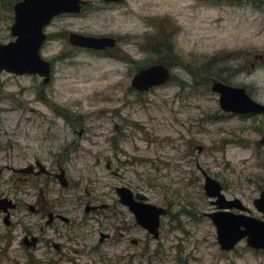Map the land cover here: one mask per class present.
I'll list each match as a JSON object with an SVG mask.
<instances>
[{"label":"rangeland","instance_id":"374dc122","mask_svg":"<svg viewBox=\"0 0 264 264\" xmlns=\"http://www.w3.org/2000/svg\"><path fill=\"white\" fill-rule=\"evenodd\" d=\"M19 1L0 0V45L13 41V7ZM128 1L129 17L124 12L115 18L95 12L84 15L81 23L94 31L105 25L119 34H138L143 29L138 26L143 9L147 18L157 14L177 17L179 27H166L178 31L172 57L187 64L192 57L220 55L225 68L240 71L231 83L247 88L254 101L264 105V0H210L201 8L197 0ZM213 1L218 2L216 7ZM190 15H200L208 27H187ZM75 23L70 18H56L48 33L62 35V27ZM146 29L150 33V27ZM61 54V39L48 44L41 53L52 66L53 82L48 87L37 77L10 80L0 75V145L5 152L0 154L40 152L53 167L62 157V143L51 141L49 148L46 139L62 135L69 151L79 148L74 150L81 156L90 152L102 163L94 167L95 160L85 158L72 165L68 179L78 185L77 194L84 202L88 198L84 189L100 196L107 194L106 186L117 183L104 167L107 160L113 161L106 141L115 137L120 152L115 155L126 163L123 176L134 185H142L152 204L172 203L170 214L178 220L179 231L164 239V250L158 255L150 251L129 259L110 251L112 246L106 244L100 247L99 258L109 257V264H264V255L250 250L244 242L231 253L220 251L215 229L205 216L214 208L204 195V180L198 170L220 183L226 199H238L252 209L264 189V147L260 145L264 116L243 119L222 112L219 97L211 92L204 75L188 79L192 89L187 93L180 90L178 82L186 79L178 73L176 84L173 81L140 95L128 91L130 84L115 65L87 56L63 61ZM256 57L263 61L257 63ZM52 105L61 107L62 123H56ZM55 123L56 128L51 126ZM8 179L9 174H4L2 180ZM49 201L51 209L60 208L62 191L55 182L50 186ZM77 209L83 215L81 204ZM14 215H22L24 223L33 224L25 210ZM8 234L0 219V264H23L26 255L20 250L19 230L12 232L11 241ZM33 235L62 243L52 231ZM97 240L94 234L89 244L98 246ZM44 263L62 264V256L51 253L45 262L36 261ZM96 264L102 263L99 260Z\"/></svg>","mask_w":264,"mask_h":264},{"label":"flooded vegetation","instance_id":"af4514ba","mask_svg":"<svg viewBox=\"0 0 264 264\" xmlns=\"http://www.w3.org/2000/svg\"><path fill=\"white\" fill-rule=\"evenodd\" d=\"M80 1L83 2V5L78 14L59 16L77 21L75 24L62 27V35L48 33L51 23L45 28L44 35L46 36V42L41 48V53L48 44L61 39V60L68 61L73 56H75L74 59L80 56H87L100 62L113 64L122 70L124 73L123 77L121 76L122 72H118V74L120 73L121 78L127 80L130 84L128 91L134 94L146 95L158 89L154 88L150 89L149 92L141 93L134 90L131 87V83L141 71L152 66H162L171 73V80L167 84L173 81L176 84L180 78L178 73L185 76L186 80L178 82L180 90L183 93H187L192 89L188 79L191 80L196 75H204L207 78L205 82L211 92L214 83H219L230 88L245 90L246 95L254 101L247 88L231 83L236 79L237 73H240V71H237L235 68H225L223 66L224 61L220 55H214L210 58L204 57L202 59L192 57L187 64L178 60L177 57H172L174 39L177 37L178 31L166 27H179L177 17L173 19L169 17L162 18L161 15L157 14L147 18L145 9L141 8L143 9L142 13L139 14L141 25L138 26L143 29L138 34L130 32L119 34V32H114L105 25L94 31L92 27H84L82 25L81 21L84 15L98 12L100 14H110L112 18H115L120 12H124L123 14L129 17L131 13L129 9L130 3L128 0ZM209 1L197 0V4L201 8L203 3ZM213 3L216 7L218 2L213 1ZM232 4L235 5L236 1ZM146 27H150V33H147ZM187 27L208 26L202 24L200 15H190ZM72 36L84 39H109L112 43L102 50L85 49L73 46L71 43ZM255 59L257 63L263 61V58L256 57ZM50 67L52 72L51 64ZM251 69H256L255 64H251ZM0 75L9 76L10 80L30 77H19L6 72H2ZM226 76H228L229 80H225L224 77ZM37 78L42 82L44 87H48L53 82L52 74H50V80L47 84H44L43 79ZM51 109L56 123H62L61 107L52 105ZM225 114L243 119L264 116V113L246 115ZM56 123L51 126L56 128ZM82 133L83 130L78 134L79 139H82ZM51 141L53 143H62V157L59 158V162L55 163L53 167L47 164L46 158L42 157L40 152L36 155H30L26 150L7 156L0 154V219L4 229L9 233L8 241L12 239V232L19 230V236H21L19 240L20 250L26 255V261L23 264H36L37 260H42L43 263L49 259L51 253L61 255L62 264H96L99 260L102 264H109L111 263L109 257L99 258V249L106 244L112 246L113 249H110V251L117 252L118 256H127L129 259L132 256L143 257L150 253V251H156V255L160 254L164 250V239L168 235L179 231L177 218L170 214L173 205L172 203L169 205L152 204L142 185H134L128 182L129 180L123 176V168L126 166V163L119 161L115 155V153H120L116 147V138L112 137L106 141L110 145V155L112 154L113 161L107 160L104 167L106 172L111 176L112 181L117 183L106 186L107 194L100 196L89 193L88 190L84 189L83 192L88 197L84 202H82L79 194H77L80 191L78 185H75L68 179L69 174L73 170L72 165L75 166L80 160L85 158L94 159V167H100L102 163L98 157L92 156L90 152H81V156L79 152L74 150L79 148L73 147L72 151H69L68 147L62 142V135L48 137L46 145L49 148H51ZM71 145L74 146V143H71ZM53 150H57L56 147ZM0 151L4 152V147L1 145ZM199 172L203 177L202 173L205 172L202 169H199ZM6 173L9 174V179L4 181L2 177ZM206 176L208 175L206 174ZM139 181L141 182L140 179ZM52 182L57 183L62 191V202L59 204V209H51L49 205V190ZM218 184L220 185V183ZM220 188L225 202L238 201L240 208L219 210L218 207L214 206L217 199H210L214 211L205 216L212 225L213 223L208 216L216 213H229L234 216L251 218L264 223V189L260 191L259 197L253 201V208L250 209L238 199H226L221 185ZM29 199L35 200L32 203H28ZM260 200H262V203H258L257 206L256 203ZM78 204H81V208H83V215H79ZM147 205L166 212V215L158 218V227L153 233H149L146 228L138 224L137 217L134 214V212L140 213L144 211ZM24 210L31 214L33 224L31 222L24 223L22 215H14L20 214ZM140 218L141 220H146L147 216H140ZM14 220H16V223H14ZM41 223L43 226H40ZM213 227L217 239L216 228L214 225ZM37 229L38 232H36ZM45 230L52 231L54 234L57 233L62 243L46 240L43 236L33 235L34 232L44 234ZM94 234H97L98 246L89 244V239ZM4 240L6 241V239ZM243 242L245 243V241ZM220 251L223 253L232 252H224L221 249ZM252 251L264 255V250ZM112 258V262L115 263L117 256L114 255ZM3 260L6 259L4 258Z\"/></svg>","mask_w":264,"mask_h":264},{"label":"water","instance_id":"95a60500","mask_svg":"<svg viewBox=\"0 0 264 264\" xmlns=\"http://www.w3.org/2000/svg\"><path fill=\"white\" fill-rule=\"evenodd\" d=\"M82 5L83 2L80 0H23L16 3L13 7V25L10 28L13 41L0 45V73L6 72L19 77L37 76L47 84L50 80L51 68L50 64L40 56L41 48L46 42L44 29L54 18L64 14H78ZM71 43L76 47L102 50L112 41L72 36ZM170 78L168 69L152 66L135 76L131 87L138 92L146 93L150 89L164 86ZM212 92L219 95V106L225 113L235 115L264 113V105L253 101L243 89L214 83ZM260 144L264 146V138ZM202 175L205 179L203 188L206 197L217 199L214 206L219 210L240 208L238 201L225 202L220 185L205 173ZM262 200L257 201L256 205L261 204ZM145 207L144 211L134 214L138 224L146 228L149 233H153L158 227V218L166 215V212L148 205ZM140 216L147 218L141 220ZM208 217L216 228L217 243L222 251L231 252L241 241H245L246 247L252 250H264V223L229 213H216Z\"/></svg>","mask_w":264,"mask_h":264}]
</instances>
